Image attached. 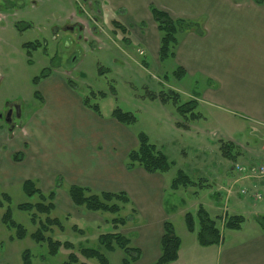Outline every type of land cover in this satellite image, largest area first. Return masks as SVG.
Masks as SVG:
<instances>
[{
  "label": "rangeland",
  "instance_id": "374dc122",
  "mask_svg": "<svg viewBox=\"0 0 264 264\" xmlns=\"http://www.w3.org/2000/svg\"><path fill=\"white\" fill-rule=\"evenodd\" d=\"M118 15L108 12L100 0H0V137L3 131L10 137L15 130V134L20 135L29 115L44 108L42 100L35 96L41 85H35L34 79L41 77L44 69H49L66 83L71 80L73 90L80 97L90 98L93 105L99 104L104 117H111L116 108L132 113L136 121L125 126L126 129L137 140L139 134H146L150 143L174 162L172 169L163 174L167 181L165 208L172 215L169 221L174 224L184 246L196 238V234L187 229L185 214H196L200 206L217 221L228 242L234 240L237 231L223 229L219 219L222 215L244 216L245 222L240 232L244 236L253 235L261 228L258 216H264V201L257 203L249 196L239 195L240 188L251 186L252 182L233 184L234 179L230 178L233 162L222 155L220 141H227L231 137L242 151L234 164L248 166L264 155V151L263 155L259 152L264 146V130L241 120L233 123L230 119L225 120V116L220 121V111L202 103L196 110L202 117L185 122L173 101L162 103L159 96L175 90L180 94V103L184 104L201 95L205 82L201 78L177 80L173 73L177 66L173 60L158 65L149 55L143 56L144 51L138 50L142 46L137 41L125 44V38H130V35L115 27L114 20L120 21ZM19 22L22 26L17 27ZM26 24L31 27L25 29ZM28 43H40V46L25 49L24 45ZM145 61L149 63L148 66L144 65ZM15 104L21 107L20 116L15 113L18 124L10 131L7 108ZM71 113L74 115L71 121L76 125L79 118L74 114V109ZM179 123L188 125L180 126ZM11 149L13 152L16 150L15 146ZM8 150L10 146L1 152L3 159H9ZM248 152L255 154L252 155L253 159ZM2 158L0 164L3 163ZM21 165V162L11 163L8 173L6 171L7 178L4 177V170H0V200L4 202V206L0 207V264H23L22 255L26 250L32 254V264H63L70 252L61 249L57 256H51L47 243L34 242L30 235L36 228L31 223V214L18 209L20 204L38 201L37 196L28 197L23 191V182L31 170ZM179 171L188 175L196 185L172 190V181ZM235 174L237 178L239 174ZM34 181L40 188L41 182L37 179ZM70 186L63 176L56 177L57 193L65 194L71 202L68 193ZM231 186L232 196L227 198ZM217 193L221 194V199ZM3 194L11 197L10 203L3 200ZM8 208L12 211L13 219L27 229L25 239H12L16 236V230H10L3 224L2 217ZM79 209L82 214H94L100 216L101 220L89 222L86 218H76L67 209L58 206L51 215L61 219L65 226L64 231L55 227L53 238L71 241L76 253L82 248L99 249L98 237L113 231L114 218L130 219L124 229L136 226L141 221L133 214L132 204L119 214ZM67 216H71L70 220H67ZM74 226L83 230V234L74 231ZM198 226L196 221L197 229ZM126 236L131 239L132 247L137 248V234L128 233ZM101 251L110 264H123V260L128 258L119 248L113 252ZM81 260L87 264H100L97 259ZM150 261L151 258H145L141 253L140 258L131 264H149Z\"/></svg>",
  "mask_w": 264,
  "mask_h": 264
},
{
  "label": "crops",
  "instance_id": "0c3cea01",
  "mask_svg": "<svg viewBox=\"0 0 264 264\" xmlns=\"http://www.w3.org/2000/svg\"><path fill=\"white\" fill-rule=\"evenodd\" d=\"M100 2L108 12L119 13V22L130 35L129 43L137 41L143 56L149 55L158 65H161L160 33L150 8L154 6L173 19L202 20L205 34L182 35L174 65L186 71L185 78H201L205 82L201 95L195 96L198 106L208 104L219 110L220 121L225 116V120L233 123L241 120L264 130V4L258 5L254 0ZM144 63L149 65L147 61ZM52 75L39 86L44 108L29 115L20 135L15 134L16 130L11 137L5 131L1 133L0 161L1 152L9 146L10 150L6 151L9 159L2 158L0 170H4L6 177L8 166L16 162L12 154L22 153L21 167L31 170L24 182L39 180L44 193L56 191L58 176H63L71 186L101 193L126 192L141 221L121 233L137 234V248L145 258H151L149 264L154 263L161 255L164 225L172 218L165 208L166 178L142 168L129 171L126 158L138 145L134 134L112 117L100 116L86 108L83 98L66 81ZM73 109L79 118L76 125L71 121ZM227 139L235 143L231 137ZM14 146L15 152L11 149ZM263 151L264 146L259 150L261 155ZM248 154L253 159L255 154ZM230 174L234 179L232 168ZM218 198L221 199V194ZM55 205L76 218L101 220L94 214H82L72 200L57 191ZM240 231L234 240L228 242L224 237L221 244L210 247H201L197 238L186 246L182 241L179 259L172 264H264V230L260 228L251 236Z\"/></svg>",
  "mask_w": 264,
  "mask_h": 264
},
{
  "label": "trees",
  "instance_id": "16d2710c",
  "mask_svg": "<svg viewBox=\"0 0 264 264\" xmlns=\"http://www.w3.org/2000/svg\"><path fill=\"white\" fill-rule=\"evenodd\" d=\"M254 1L258 5L264 4V0ZM150 11L160 33L159 60L162 64L176 58V51L182 35L188 32H195L200 36L205 34L203 28L204 23L202 20L194 21L183 18L173 19L166 12L161 11L154 6L150 8ZM113 23L116 28L122 29L123 32L128 34L126 28L120 22L114 20ZM20 25L22 26L21 22L17 24V27H20ZM30 27V24H26L25 29ZM129 41L130 38L126 37L125 43H129ZM39 46L40 43H28L24 45V48H37ZM144 65L147 66L146 63H144ZM51 73L52 72L49 69H44L41 77H36L34 79V84H40V82L48 78ZM173 73L177 80H182L186 77V71L181 67H177ZM67 83L73 88L71 80H68ZM35 96L43 101L39 91H36ZM100 96L104 97L105 94H100ZM159 98L162 103L165 104L172 100L173 104L177 107L178 113L185 118V122H193L202 117L201 114L196 112L198 109V101L196 99L181 104L180 94L175 90H171L168 94L163 93ZM90 101V98L83 97L84 106L102 116L99 104L93 105ZM111 117L126 126L136 121V117L132 113L124 112L120 108L113 110ZM183 124L184 123H179L178 125L185 127L188 125ZM220 142V151L222 155L233 163L236 162L241 156L242 151L238 149V146L233 142ZM138 143V147L130 151L126 159V168L129 171L136 168H142L151 174H164L172 169L174 162L170 161L161 150H159L154 144L150 143L149 137L146 134L141 133L138 135ZM13 159L16 162H21L24 159V155L22 153H17L13 156ZM194 185H196V183L192 181L188 175L183 171H179L177 177L172 181L171 188L172 190L177 191L182 188L187 189ZM23 191L28 197H38V201L35 203L18 205L20 211L31 214V223L36 228V230L30 235L31 239L38 244L47 243L49 254L51 256H57L61 249L69 251L70 253L63 264H87L81 260L82 258L97 259L100 264H110L108 258L102 253L101 249L110 252H113L118 248L123 250L128 256V258L123 260V264H131L132 261H136L140 258V249L132 247L131 239L121 233V231L129 224V218L117 217L112 219L113 231L99 235V249L82 248L79 253H76L75 245L71 241L63 242L53 238V229L55 227L59 228L61 231L65 230V226L61 219L51 216L56 210V191L54 190L50 193H44L34 180L25 181L23 183ZM68 193L76 207L84 208L86 211L93 213L101 212L119 214L126 206L132 204L129 195L126 192H104L97 194L90 188L72 185L69 187ZM216 195L220 196V193H217ZM3 200L10 203L11 197L7 194H3ZM3 206L4 202L0 200V207ZM136 211V209L132 210L134 215H136ZM70 217L71 216H67V220H70ZM219 219L222 221L223 229L230 231H240L245 222V218L242 215H226L225 217L222 215ZM258 220L261 228L264 230V216H258ZM196 221L199 225L198 229L196 227ZM2 222L8 229L16 230V236L12 237V239H25L28 236L27 229L13 219L10 208L4 213ZM185 223L189 232L196 234L198 244L201 247L219 245L224 241L222 228L218 226L217 221L212 218L209 212L202 206L198 208L196 214L187 212L185 214ZM73 229L82 234L84 232L83 230H78L77 226H74ZM181 246L182 240L176 233L174 224L168 220L164 225V233L161 239V255L159 259L152 264H172L176 262L179 259ZM22 259L23 264H32L31 252L26 250L22 255Z\"/></svg>",
  "mask_w": 264,
  "mask_h": 264
},
{
  "label": "built area",
  "instance_id": "2783aa9c",
  "mask_svg": "<svg viewBox=\"0 0 264 264\" xmlns=\"http://www.w3.org/2000/svg\"><path fill=\"white\" fill-rule=\"evenodd\" d=\"M142 55L143 53L140 52ZM234 172L239 174L234 178L233 184L252 182L251 186H242L239 190L241 197L249 196L254 202L264 201V159L248 166L234 165ZM232 184V185H233ZM232 196V186L228 189L227 197ZM227 209V208H226ZM225 209V211H226Z\"/></svg>",
  "mask_w": 264,
  "mask_h": 264
},
{
  "label": "flooded vegetation",
  "instance_id": "af4514ba",
  "mask_svg": "<svg viewBox=\"0 0 264 264\" xmlns=\"http://www.w3.org/2000/svg\"><path fill=\"white\" fill-rule=\"evenodd\" d=\"M18 2H20V0H18ZM68 28L71 29L72 27H68ZM80 30H82V29H80ZM20 108L21 107L18 104H15V105H12V106H8V108H7V111H8L7 125H8L9 128L18 124L16 122V120H15V113L18 116H20ZM19 123H21V122H19Z\"/></svg>",
  "mask_w": 264,
  "mask_h": 264
},
{
  "label": "water",
  "instance_id": "95a60500",
  "mask_svg": "<svg viewBox=\"0 0 264 264\" xmlns=\"http://www.w3.org/2000/svg\"><path fill=\"white\" fill-rule=\"evenodd\" d=\"M14 127H15V126H13V127H10V128H9V129H10V131H12V130L14 129Z\"/></svg>",
  "mask_w": 264,
  "mask_h": 264
}]
</instances>
